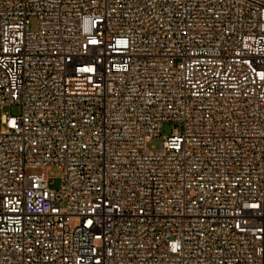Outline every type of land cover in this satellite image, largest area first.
<instances>
[{
	"label": "built area",
	"instance_id": "1",
	"mask_svg": "<svg viewBox=\"0 0 264 264\" xmlns=\"http://www.w3.org/2000/svg\"><path fill=\"white\" fill-rule=\"evenodd\" d=\"M5 105L0 264H264V0H0Z\"/></svg>",
	"mask_w": 264,
	"mask_h": 264
},
{
	"label": "rangeland",
	"instance_id": "2",
	"mask_svg": "<svg viewBox=\"0 0 264 264\" xmlns=\"http://www.w3.org/2000/svg\"><path fill=\"white\" fill-rule=\"evenodd\" d=\"M36 25V20H32V26ZM5 112L12 114H19L21 112V108L19 105H5L0 107V130L3 129L4 125L1 123V115ZM181 128V124L177 121H165L162 127V135L154 136L148 142V146L150 148H160L162 147L163 141L169 135L172 134L175 128ZM50 180L52 182L51 186L53 188H59L62 185V172L57 168L53 167L50 172Z\"/></svg>",
	"mask_w": 264,
	"mask_h": 264
}]
</instances>
